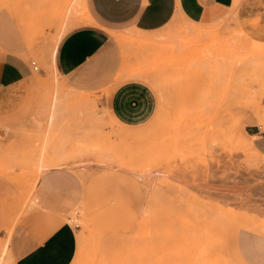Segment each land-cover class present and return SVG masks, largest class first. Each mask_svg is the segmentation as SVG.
Segmentation results:
<instances>
[{
  "label": "rangeland",
  "instance_id": "rangeland-1",
  "mask_svg": "<svg viewBox=\"0 0 264 264\" xmlns=\"http://www.w3.org/2000/svg\"><path fill=\"white\" fill-rule=\"evenodd\" d=\"M6 9L26 36L47 29L40 34L50 42L44 64L33 58L28 89L12 104L0 100V181L14 191L1 204L13 214L9 235L22 217L42 224L53 213L77 232L72 264H264V153L247 135L264 132V61L248 55L264 43L232 15L212 24L177 16L150 34L111 29L107 48L82 70L93 81L70 85L52 54L70 31L95 24L86 0H0ZM101 76L106 85L95 87ZM128 82L157 98L152 119L137 127L108 109L111 92ZM41 156L48 171L39 170ZM48 174L61 182L46 191L53 212L40 196Z\"/></svg>",
  "mask_w": 264,
  "mask_h": 264
},
{
  "label": "crops",
  "instance_id": "crops-1",
  "mask_svg": "<svg viewBox=\"0 0 264 264\" xmlns=\"http://www.w3.org/2000/svg\"><path fill=\"white\" fill-rule=\"evenodd\" d=\"M233 2L236 0H86L95 24L85 22L56 46L53 62L57 75L70 85L93 81L82 70L89 68L90 62L107 48L111 40L109 30L128 27L150 34L162 30L177 16L197 24H212L232 15L247 37L264 43V0H239L236 6ZM27 28L9 9L0 11V100L7 105L33 81V58L38 57L44 64L50 49L49 40L40 34L47 29L26 36ZM101 77L95 87L106 85L104 76ZM107 103L117 122L137 127L152 119L157 98L145 84L128 82L115 87ZM247 135L258 136L255 145L264 153L263 127L256 126ZM57 183L61 184L51 174L39 183L41 201L52 212L58 208L57 202L46 191L55 189ZM12 189L0 183V259L4 257L11 264H72L78 251L77 232L53 213L42 224L36 221V215L22 217L9 236L6 226L13 214L9 215L10 209L1 204L14 196ZM57 237L54 246L52 241Z\"/></svg>",
  "mask_w": 264,
  "mask_h": 264
},
{
  "label": "bare ground",
  "instance_id": "bare-ground-1",
  "mask_svg": "<svg viewBox=\"0 0 264 264\" xmlns=\"http://www.w3.org/2000/svg\"><path fill=\"white\" fill-rule=\"evenodd\" d=\"M238 0H236V2H237ZM236 2L234 3L235 5H236ZM239 2V1H238ZM237 2V3H238ZM75 4V3H74ZM71 14V10L69 11V13H68V15H70ZM205 32V31H204ZM202 33V32H201ZM245 35V34H244ZM242 37H244V36H242ZM238 41V40H237ZM253 41V40H252ZM253 43H254V41H253ZM231 44V43H230ZM253 45H255L253 48H255L254 50H253V52H251L250 54L248 53V55L250 56H252V59H254V62L255 63H257V64H259V63H262V61H264V44H260V43H254ZM252 47V46H251ZM55 51H56V46H55V49H54V51H53V54H52V59L54 58V56L56 55L55 54ZM232 54V53H231ZM227 55V54H226ZM247 54H245V56H246V58H247V56H248ZM227 57V56H226ZM232 58V57H231ZM228 59V58H227ZM237 60V59H236ZM227 61V60H226ZM241 62V61H240ZM243 62V61H242ZM228 63V62H227ZM55 64V63H54ZM231 64H233V63H231ZM238 65V64H237ZM250 66V65H249ZM259 66V65H258ZM229 67V66H228ZM231 67V66H230ZM264 67V66H263ZM244 68V67H243ZM247 68V67H246ZM230 69V68H229ZM250 69V68H249ZM253 70V69H252ZM264 70V69H263ZM227 71V70H226ZM248 73V72H247ZM254 73H256V71H254ZM257 73H260L259 71L257 72ZM227 74V73H226ZM249 75V74H248ZM256 76V75H255ZM254 76V77H255ZM258 76H261V74H259ZM249 77V76H248ZM258 78V77H257ZM263 79V78H262ZM243 80V79H242ZM241 80V81H242ZM251 80V79H250ZM254 80V79H253ZM256 81V80H255ZM263 81V80H262ZM262 81H260V82H262ZM237 83V82H236ZM230 84V83H229ZM246 84V83H245ZM263 84H264V82H263ZM232 85V84H231ZM250 85V84H249ZM251 87H252V84H251ZM247 88H248V86H247ZM250 88V87H249ZM248 88V89H249ZM261 89L262 88H260L259 90L261 91ZM19 90V89H18ZM257 90L258 89H256V93H257ZM264 90V89H263ZM262 90V91H263ZM222 93V92H221ZM225 93H227L226 91H225ZM228 94H229V92H228ZM237 94H235V96H236ZM223 96V95H222ZM232 96V95H231ZM233 96H234V94H233ZM258 96V95H257ZM263 96H264V91H263ZM221 97V96H220ZM219 97V98H220ZM254 97H255V95H254ZM259 97H261V99H260V101L258 100L257 101V103H256V97H255V99L253 98V100L255 101L254 103H256V105H259L258 103L259 102H262V95L260 94L259 95ZM232 98H234V97H232ZM247 98V97H246ZM245 98V99H246ZM229 99V98H228ZM227 99V100H228ZM231 99V98H230ZM237 99V98H236ZM243 99V101H244V98H242ZM252 100V101H253ZM219 101H220V99H219ZM218 101V102H219ZM246 101V100H245ZM244 101V102H245ZM251 101V102H252ZM217 102V103H218ZM243 102H241L240 104H242ZM249 103H250V101H249ZM253 103V104H254ZM237 104H239L238 102H237ZM236 104V105H237ZM245 103H243V105H244ZM251 104L252 103H250V106L249 107H251ZM252 104V105H253ZM58 105H59V102L57 101V96H55V98H54V100H53V102H52V105H51V113H50V116H49V118H50V122L51 123H53L54 122V120L56 119V117H57V112H58ZM247 105V104H246ZM261 106H262V104H260ZM226 106V105H225ZM229 106V105H228ZM254 106H255V104H254ZM231 108V107H230ZM262 116V115H261ZM264 117V116H263ZM262 117V118H263ZM211 119V118H210ZM217 122V121H216ZM219 122V121H218ZM218 124V123H217ZM219 126V125H218ZM217 129V128H216ZM220 130V129H219ZM222 136V135H221ZM215 139V138H214ZM223 140V139H222ZM228 142V141H227ZM229 143V142H228ZM50 144V143H49ZM232 144L230 143V146H231ZM251 147H253V146H251ZM52 148V147H51ZM58 150V149H57ZM225 150V149H224ZM44 151V150H43ZM231 151V150H230ZM252 151H254V150H252ZM48 152V151H47ZM254 152H256V151H254ZM254 152H253V154H254ZM49 153H50V151H49ZM53 153V152H52ZM259 153V152H258ZM42 154H43V152H42ZM51 154V153H50ZM54 154V153H53ZM260 155V154H259ZM57 156V155H56ZM57 157H59V156H57ZM56 157V158H57ZM45 158V157H44ZM43 158V156H41V163H40V166L42 165V161H45V160H42V159H44ZM53 158V157H52ZM51 158V159H52ZM55 159V158H54ZM58 160H59V158H57ZM57 159H55V160H57ZM39 160H40V158H39ZM55 160H54V162H53V164L54 165H56V164H60V165H62L61 163H64V162H62L64 159H62V161H58L57 160V163H55ZM53 161V160H52ZM37 162H39V161H37ZM49 162V161H48ZM61 162V163H60ZM15 164V163H14ZM50 164H51V162H50ZM49 163L46 165H42L40 168H39V170H41V172L42 171H47V170H49V166H51ZM59 164H58V166H59ZM261 164V163H260ZM64 165V164H63ZM69 166V165H68ZM37 168H38V165L36 166ZM64 167V166H63ZM66 167V166H65ZM68 168H70V167H68ZM37 170V169H36ZM74 170V169H73ZM33 175H35V176H37V174L35 173V174H33ZM40 176V175H39ZM36 179V178H35ZM3 180V179H2ZM33 182H35V180L33 181ZM1 183V182H0ZM37 183V182H36ZM2 185V184H1ZM14 186V185H13ZM33 186H35V183H33ZM2 187V186H1ZM18 198V197H17ZM6 204V203H5ZM10 205V204H9ZM12 205H14V204H12ZM15 206H17V205H15ZM26 215H27V213H26ZM17 219V218H16ZM14 224H15V222H14ZM16 226V225H15ZM12 228H13V226H12ZM259 228V227H258ZM263 232H264V230H263ZM11 233V232H10ZM10 236V235H9ZM4 253H6V249L3 251ZM2 252V253H3ZM1 260V259H0ZM1 262V261H0Z\"/></svg>",
  "mask_w": 264,
  "mask_h": 264
},
{
  "label": "built area",
  "instance_id": "built-area-1",
  "mask_svg": "<svg viewBox=\"0 0 264 264\" xmlns=\"http://www.w3.org/2000/svg\"><path fill=\"white\" fill-rule=\"evenodd\" d=\"M32 66H33V68H34L35 70H38V67H37V64H36L35 61L32 62Z\"/></svg>",
  "mask_w": 264,
  "mask_h": 264
},
{
  "label": "snow or ice",
  "instance_id": "snow-or-ice-1",
  "mask_svg": "<svg viewBox=\"0 0 264 264\" xmlns=\"http://www.w3.org/2000/svg\"><path fill=\"white\" fill-rule=\"evenodd\" d=\"M59 238L57 237L56 239H54L53 241H52V243H53V245L55 246V244L57 243V240H58Z\"/></svg>",
  "mask_w": 264,
  "mask_h": 264
}]
</instances>
